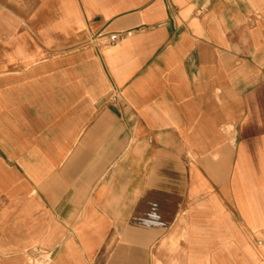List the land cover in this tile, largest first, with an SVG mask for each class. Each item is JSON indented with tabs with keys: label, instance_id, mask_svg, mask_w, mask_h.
<instances>
[{
	"label": "crops",
	"instance_id": "1",
	"mask_svg": "<svg viewBox=\"0 0 264 264\" xmlns=\"http://www.w3.org/2000/svg\"><path fill=\"white\" fill-rule=\"evenodd\" d=\"M0 264H264V0H0Z\"/></svg>",
	"mask_w": 264,
	"mask_h": 264
},
{
	"label": "built area",
	"instance_id": "2",
	"mask_svg": "<svg viewBox=\"0 0 264 264\" xmlns=\"http://www.w3.org/2000/svg\"><path fill=\"white\" fill-rule=\"evenodd\" d=\"M123 37V34H113L108 39L101 37L98 39V42L100 46H108L118 43ZM114 99H116V97H114Z\"/></svg>",
	"mask_w": 264,
	"mask_h": 264
},
{
	"label": "rangeland",
	"instance_id": "3",
	"mask_svg": "<svg viewBox=\"0 0 264 264\" xmlns=\"http://www.w3.org/2000/svg\"><path fill=\"white\" fill-rule=\"evenodd\" d=\"M177 246H178L177 242L176 243H173V242L171 243V249L172 250L175 249ZM40 255L43 256V257L46 256V254L44 252H41Z\"/></svg>",
	"mask_w": 264,
	"mask_h": 264
}]
</instances>
